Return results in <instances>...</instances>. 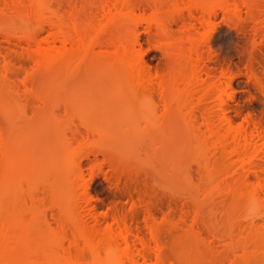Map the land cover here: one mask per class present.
Masks as SVG:
<instances>
[{"label":"rangeland","instance_id":"rangeland-1","mask_svg":"<svg viewBox=\"0 0 264 264\" xmlns=\"http://www.w3.org/2000/svg\"><path fill=\"white\" fill-rule=\"evenodd\" d=\"M93 1L37 0L41 15L30 17L28 0H0V137L5 135L11 147L9 161L0 164V227L32 246L50 245L52 250L45 252L71 248L73 264H97L91 249L81 241L75 247L68 239L76 218L72 196L85 177L92 200L81 202V221L100 229L115 217H125L132 250L145 253L138 255L139 264H264L263 136L255 137L247 149L249 162L241 167L236 156L216 144L214 149L217 136L211 127L224 122L214 99L194 115L186 107L166 114L155 85L142 97L131 96L132 80L123 77V69L108 70L102 63L87 67L95 59H105L107 66L112 48L105 43L95 46L96 58L91 53L82 69L69 59H64L65 66L57 62V69H36L31 50L49 45L50 20L69 19L71 14L83 23L104 18L103 0ZM145 2L135 1L136 14L147 16L164 3L168 11L171 0ZM235 2V12L233 4H224L208 23L200 16L191 20L200 33H209L201 47V79L222 88L225 112L233 123L262 129L264 0ZM115 21L120 35L129 31L130 20ZM39 24L35 40H29L27 33ZM170 25L167 34L175 40L185 21L178 18ZM113 27L104 40L110 32L119 34L115 29L112 33ZM138 28L135 51L142 52L151 72L164 75L171 61L165 50L168 37L146 21ZM258 182L262 200L253 194ZM95 214L102 218L98 223ZM62 225L68 242L59 239ZM139 236L147 241L145 251ZM36 252L26 246L17 254L32 257Z\"/></svg>","mask_w":264,"mask_h":264},{"label":"bare ground","instance_id":"bare-ground-1","mask_svg":"<svg viewBox=\"0 0 264 264\" xmlns=\"http://www.w3.org/2000/svg\"><path fill=\"white\" fill-rule=\"evenodd\" d=\"M135 1L136 0H103L101 2L102 3L101 7L105 11L106 16L102 19L96 18V20L95 19L86 20L83 23L80 19L81 17L79 18L78 16H76V14L72 15L71 13H69L71 14L70 15L71 17L67 15L66 16L69 17L70 20L68 18H65L68 19V21L65 20L64 17L60 18L59 16H58L59 18L58 20H50V24L53 30L51 32V40L49 41V45L43 46L41 44H38L31 50V55L33 56L35 63L37 65L36 69L39 68V70L40 69L42 70V68L43 69L45 68V71L47 69L48 70L57 69L58 67H56V65L60 61H63L64 63L63 62L62 63L65 66L67 60L64 59H69V62L71 64L73 60H77V69L78 66L79 67L81 66L82 69L83 64H88L86 61L90 56L92 57L95 54L94 55L95 57L93 56V58L94 59L96 58L97 53L96 51L94 52V48L96 45L100 46L103 45V43L108 44L111 46L112 50L108 52L109 62L108 63L106 62L107 66L103 62L105 59L103 60L100 58L102 61L98 60L97 63L94 62L97 61V59L92 60V58H90V60H92L91 61L92 65L90 64L87 67L95 66V64L100 65L102 63L101 64L103 65L102 68L106 67L108 70L111 69L109 67H114L116 69L112 68V70H118L121 72H122L121 69H123L125 73V74L123 73L124 74L123 77L125 78L126 75V78L128 77L129 79L132 80L131 90L129 89L133 94L131 96L138 97L141 95L142 97L143 95H145L144 93L148 94L149 91L148 88L151 87V85H155L161 91L160 93H162V97L164 98L162 99L164 100L163 103L165 106L166 114H169L171 111H174V109H179L181 107H186V109L192 113L196 109H198V107H201V105L208 102L209 99L210 100L211 98L214 99L216 102V106L219 109L218 112L219 118L224 122H222L223 123L222 127L221 126L211 127L210 130L211 134L217 136L216 139L214 140L211 139L212 143L214 141L213 145L216 144L217 147L220 146L223 149L227 150V152L230 153L231 155H234V157L236 156L235 158L236 162H238L241 167L245 168V166H247L246 164L249 162V157L247 156L249 155V153L247 152V149L250 145L253 144L256 136L264 137V128L261 129V127H259L260 128L259 129L256 126L252 128H248L233 123L231 118L227 116L225 112L224 99L221 94L222 88L217 84L210 83L205 85L203 83L201 79V71H202L201 47L208 40L209 33L208 32L200 33L197 27L195 26V24L191 21L198 18V16H200L199 19L202 23H208L210 21V17L213 14H215L216 8L218 6L221 7L224 4L225 5L233 4V8L231 6V10L235 12V10H238L239 8L238 3L236 6L235 0H171V3H169L171 6L169 5L168 11H165V9L167 8H163L162 6H164V4L166 5L167 3H164V1L166 2V0H163L164 4L162 6L158 4L162 8L160 6L159 8L156 6L151 14L147 16L146 15L141 16L135 13L134 10ZM28 2L31 6L30 8L31 11L30 10H29L30 12L27 11V13H29L28 15L31 17L32 15L30 14L34 13V15L38 14V17H40L41 11L40 8H38L39 5L37 4V0H28ZM93 2H95V0ZM149 2H154V0H147V2L145 3L147 4ZM77 4L79 5L80 3ZM74 11L75 10H73V12ZM197 13H199L200 15H197ZM30 17L29 18L26 17L28 18L27 20L31 19ZM178 18L183 19L185 21V25L183 27L182 32L178 35L177 38H175V40H173L174 38L170 39L171 35H168L167 33L171 28L170 23H172L174 20ZM115 19H119L122 22L126 20H130L131 26L128 28L129 31L127 30L125 34H123L124 33L123 32L122 35H120L121 32L120 33L117 32V30L114 28L117 27L116 24H118L117 21H115ZM109 21L112 22L110 23ZM142 21H146L148 26L150 27L153 26L155 29H157V33L159 35L164 34L165 37H168V39L166 38L167 47L165 48V50L166 52L168 51L167 53H169L170 56L169 58L171 59V61L164 75H156L153 72H151V67L144 61L142 52L140 50L135 51L134 45L139 41L138 26L140 25V23H142ZM108 22L110 24H108ZM112 24L114 25V27ZM41 25L42 24H39L35 29H31V31L27 33V38L29 40H35V31L38 28H40ZM108 25L113 27L111 28V30L113 29L114 31V32L112 31V33L115 34L117 32V34L118 33L119 34L117 36L111 35L110 32V36L106 40H104L103 35L109 32L108 27L110 26ZM114 29L116 30V32ZM57 41L60 43L59 45L56 44ZM101 52H99V54ZM28 53L29 56H31L29 51ZM91 53H93V55H91ZM74 64L75 63H73L72 65L74 66ZM32 73H34V69ZM128 96L130 98V94H128ZM217 111L218 110L216 109V112ZM191 113H187V114H191ZM207 113L209 115H206V121L208 124H211V122L213 121V120L211 121L212 115L210 112ZM194 114L195 112L191 115ZM203 116L205 117V115ZM165 118H167L166 115ZM161 125L164 126L163 124ZM216 146L215 148L214 147L213 148L216 149L217 148ZM74 155H75L74 157H76V154ZM10 156H11V147H10L9 139L5 135H1L0 164L2 162H8ZM250 158H252V156H250ZM77 165H76L77 166L76 169L79 167V163H77ZM82 177L84 176L82 175ZM82 179L83 182L81 181L79 187L74 191V194L72 196L73 210L76 214V218L74 219L75 220L73 225L74 228L72 230L71 236L68 238L70 240V243H72L75 247L78 246V248H80L79 242L81 241V243L84 246L92 250L97 264H139L140 261H138V255L140 253H135L132 250V245L129 237L132 230L128 227L125 217L122 218L121 216V219L115 217V221L113 223H110L107 226L102 227L100 229L97 226L88 227L87 225H85V223L81 221L80 219L81 217L79 214L81 213L79 212L80 207H82L81 204H83L84 202H90L92 200V196L89 194L88 191L90 181L85 179V177ZM8 183L9 182L7 179L5 180L4 185L6 186L8 185ZM225 183L226 182H224V184ZM260 183L258 182V185L255 184V187H253L254 188L253 194L255 198L258 200L259 199L262 200L260 197L261 195L259 194V191L262 189V188L260 189V187L262 186L261 185L262 183L261 184ZM229 184L228 185L225 184L224 186L225 187L231 186ZM4 189H6V187ZM98 214H103V213H98ZM106 215L101 217H106ZM98 216L99 215L95 214V218H96L95 222L97 221L99 222L100 216L99 217ZM60 230L61 233L59 235V239H61V241L64 240V242L67 241L68 239H65L68 237L66 233V227L62 225ZM156 238L157 237H155L154 239ZM59 239L57 238V240ZM64 242H62L63 243L62 246L64 245ZM140 242L142 243L141 245H143L142 249L145 251L147 241L141 237ZM32 245L34 244H28L23 238V236H20L19 238L16 237L13 238L11 234L8 232L6 226H1L0 227V264H73L75 262V258H76L75 254H73L70 251L71 248L69 247L68 248L70 250L65 247V249H68L67 252H65L66 251L65 249L63 250L65 254L64 252L63 253L61 252L62 249H60L61 251H59V253L54 252L52 254L53 251L49 253L50 250H52V247L50 245L49 247L42 245H36V246H32ZM26 246L33 247L37 252L32 257L17 254L19 248L23 249ZM45 248L47 249L51 248V249L48 250L49 252L47 250L45 252L44 250ZM61 248H64V246ZM38 250H42V252L44 251L43 255H41L42 253H40ZM60 252L63 255L61 254V256H57L56 254H60ZM144 254L145 253L143 252L140 255L144 256Z\"/></svg>","mask_w":264,"mask_h":264}]
</instances>
